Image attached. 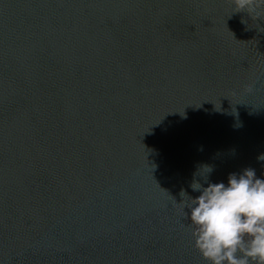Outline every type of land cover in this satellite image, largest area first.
Wrapping results in <instances>:
<instances>
[{
	"label": "water",
	"instance_id": "obj_1",
	"mask_svg": "<svg viewBox=\"0 0 264 264\" xmlns=\"http://www.w3.org/2000/svg\"><path fill=\"white\" fill-rule=\"evenodd\" d=\"M262 153L264 32L228 0H0V264H207L173 199Z\"/></svg>",
	"mask_w": 264,
	"mask_h": 264
},
{
	"label": "clouds",
	"instance_id": "obj_2",
	"mask_svg": "<svg viewBox=\"0 0 264 264\" xmlns=\"http://www.w3.org/2000/svg\"><path fill=\"white\" fill-rule=\"evenodd\" d=\"M232 13H246L259 32L264 27V0H228ZM242 23H247L242 20ZM252 91L251 85L245 86ZM264 161V153L257 157ZM212 166L202 165L190 184L192 197L181 190V202L173 199L181 216L188 220L194 248L207 264H264V179L249 167L231 173L227 183L209 180ZM200 174V179L195 177ZM203 181V182H201ZM188 209V211H185Z\"/></svg>",
	"mask_w": 264,
	"mask_h": 264
}]
</instances>
